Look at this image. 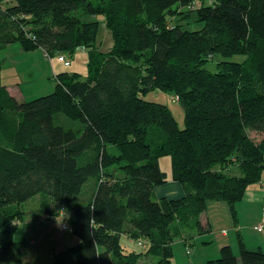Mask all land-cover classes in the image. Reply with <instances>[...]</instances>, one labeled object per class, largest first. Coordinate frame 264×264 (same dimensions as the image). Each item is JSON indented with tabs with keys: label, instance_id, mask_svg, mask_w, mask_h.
Returning <instances> with one entry per match:
<instances>
[{
	"label": "trees",
	"instance_id": "1",
	"mask_svg": "<svg viewBox=\"0 0 264 264\" xmlns=\"http://www.w3.org/2000/svg\"><path fill=\"white\" fill-rule=\"evenodd\" d=\"M102 25L113 33L107 50ZM15 43L64 54L69 66L82 48L87 66L58 74L48 95L18 100L0 61V264L28 247L24 232L11 233L36 196L43 215L73 212L79 242L52 264H141L143 255L174 264L178 225L196 224L210 244L209 204H228L236 218L264 183V0H0V50ZM155 91L182 106L183 129L168 105L146 100ZM164 157L179 198L157 194ZM123 236L145 252L128 253ZM208 264H264V251L240 240Z\"/></svg>",
	"mask_w": 264,
	"mask_h": 264
},
{
	"label": "rangeland",
	"instance_id": "2",
	"mask_svg": "<svg viewBox=\"0 0 264 264\" xmlns=\"http://www.w3.org/2000/svg\"><path fill=\"white\" fill-rule=\"evenodd\" d=\"M191 10H197L192 8ZM102 20V18L100 17ZM92 21L97 18L91 19ZM99 39L102 42V49L107 50L112 46V35L110 29L102 25L99 28ZM35 51L21 50V46L18 43L12 44L5 49L0 50V61L2 62V78L4 84L12 90L17 96V91H21L24 96L23 100H33L45 95H48L54 91V81L51 78L45 77V71L51 70L47 63V57L44 51L39 52L37 55ZM87 53V52H86ZM46 58H45V57ZM64 56V54L58 55V57ZM76 64L81 66L78 69L80 73L86 70L87 57L84 55V49L80 48L75 53ZM61 58V57H60ZM57 59L59 62L64 63V60ZM243 58L235 57L234 61H241ZM216 58H214L215 62ZM68 66L66 62L63 64ZM213 64L209 65L212 69ZM73 65L68 66L69 68ZM222 68V66H220ZM51 73V72H50ZM146 100L159 104L168 105L176 118L179 127L184 128V110L179 102L172 101L171 95H166L162 92L155 91L150 93ZM161 169L167 173V184L172 181V158L164 157L160 160ZM260 193L259 187H257ZM162 191V190H160ZM248 196L241 201L236 211L240 219L245 218L248 222H252L258 217V199L254 196ZM257 199V201L255 200ZM40 196H36L27 203L24 204L23 210L25 211V222H17L12 229V238H18L19 234H25L28 241V247L23 250L22 256H19L17 251H12L9 256L10 264H52L54 262V256L65 250L68 247L74 246L79 242V239L74 236L72 231L73 212L64 205L58 206L60 215L48 216L44 218L40 208ZM48 218V219H47ZM262 218L264 222L263 212ZM242 223V222H241ZM196 224L190 223L186 226H179V231L175 234L173 250L174 264H208L209 260L217 258L215 255L218 249L217 242L214 238L212 243L205 244L206 241H211L208 236H202L199 234ZM66 228H63V227ZM175 226V225H174ZM243 230L240 233L232 230L230 232V239L233 249L238 252L240 247V235L244 237V240L249 244L255 241V236L249 229L242 225ZM264 231V230H263ZM186 239V243L192 242L190 248L191 253L187 254L186 245L182 241ZM122 246L126 251L137 253L145 252L146 248L139 245L136 242H132L129 238L123 236L121 239ZM158 259L153 256L143 255L141 258V264H157Z\"/></svg>",
	"mask_w": 264,
	"mask_h": 264
},
{
	"label": "crops",
	"instance_id": "3",
	"mask_svg": "<svg viewBox=\"0 0 264 264\" xmlns=\"http://www.w3.org/2000/svg\"><path fill=\"white\" fill-rule=\"evenodd\" d=\"M22 50V49H21ZM42 49L37 50V55H39ZM87 50H84V55L87 57ZM45 57V56H44ZM46 58V57H45ZM47 63L49 64L51 70L45 71V77L46 78H51L52 80L56 78V76L62 72L69 71V72H78L81 68V66L76 64V56L74 57L73 60V66L75 68H69L63 63L59 62L56 58H50L47 59ZM51 72V73H50ZM82 74H86V70L82 72ZM12 92V90H10ZM12 94L18 99V100H23L24 96L21 94V91H17V96L14 92ZM257 187L262 190L260 193L257 190ZM162 190V191H158ZM157 190V194L159 197H167V198H179L185 194L184 190L180 186L179 183L171 181L170 184H166L162 188H159ZM247 194H249V197H256L258 199V217L256 220L252 222H247L245 218L240 219L238 217V213L236 212V218L234 217V214L232 213L230 207L228 204L224 202H212L209 204L208 211H207V216L209 220V224L212 226V231H213V238H215L218 249L215 255H219L221 249L224 247L232 246V241L230 239V232L234 230L237 233H240L244 227L247 229H251L250 231L256 235L255 236V241L252 244H249L244 240V237L240 235V239L244 242L245 246L249 250H262L264 251V231L258 232L256 230V227L259 226L260 223L263 222L262 218V211L264 209V183L261 184H256L254 186H251L250 189L248 190ZM248 195H246L247 197ZM257 199H255L257 201ZM48 217L47 214L44 215V218ZM203 219H206L205 216H203ZM48 219V218H47ZM242 222V223H241ZM184 242V241H183ZM191 253V250H189L188 254ZM216 256V257H217Z\"/></svg>",
	"mask_w": 264,
	"mask_h": 264
},
{
	"label": "built area",
	"instance_id": "4",
	"mask_svg": "<svg viewBox=\"0 0 264 264\" xmlns=\"http://www.w3.org/2000/svg\"><path fill=\"white\" fill-rule=\"evenodd\" d=\"M59 58H60V57H59ZM60 59L64 60V63L66 62V64H68V66H69V62L66 61L63 57H61ZM65 66H66V65H65ZM262 212H263V217H264V209H263ZM63 228H66V227L64 226ZM256 230H257L258 232H262V231L264 230V222L260 223L259 226L256 227ZM139 245H141V246H143V247L146 248V245H145L144 243H139Z\"/></svg>",
	"mask_w": 264,
	"mask_h": 264
}]
</instances>
